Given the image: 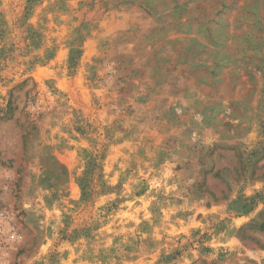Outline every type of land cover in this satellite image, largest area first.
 I'll use <instances>...</instances> for the list:
<instances>
[{"label": "rangeland", "instance_id": "374dc122", "mask_svg": "<svg viewBox=\"0 0 264 264\" xmlns=\"http://www.w3.org/2000/svg\"><path fill=\"white\" fill-rule=\"evenodd\" d=\"M0 264H264V0H0Z\"/></svg>", "mask_w": 264, "mask_h": 264}]
</instances>
